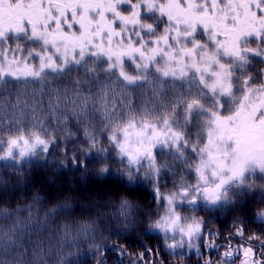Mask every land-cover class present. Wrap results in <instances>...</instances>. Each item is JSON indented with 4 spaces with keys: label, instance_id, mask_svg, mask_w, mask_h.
I'll list each match as a JSON object with an SVG mask.
<instances>
[{
    "label": "trees",
    "instance_id": "16d2710c",
    "mask_svg": "<svg viewBox=\"0 0 264 264\" xmlns=\"http://www.w3.org/2000/svg\"><path fill=\"white\" fill-rule=\"evenodd\" d=\"M152 1L153 7L149 8L144 0H132L133 3L139 4L140 23L124 24L117 19L114 12L103 11L108 7L109 0H15V4H11V0H0V30L14 28L25 20L34 23L43 21L40 23L41 28L48 24V27L60 36L61 27L64 25V17L61 15L63 11L85 29L83 33L80 30L75 32L69 30L66 34L69 41L74 36L82 37V43L87 45L88 38H91L94 44L104 43L106 46L119 47L116 49L117 54L128 49L129 37L136 44L141 38L146 40L148 46L143 48L146 53L151 46V38L164 35L166 28L169 30L171 46L176 49L172 53L175 57L181 56V49L185 46L191 47L193 40L203 39L208 43L207 37L211 34V28L209 33L205 34L200 24H196V33L192 36L182 35L190 32L191 28L181 24L179 26L181 34L176 35V39L173 40L172 29L176 25L158 11L160 4L165 0ZM181 3L183 4L184 0H181ZM192 3H197L199 7L188 11L173 7L169 10L170 14L177 19L191 22V13H202L205 6L211 11V5L207 4V0H192ZM114 7L122 14L133 11L127 0L114 3ZM233 7L237 13L243 15L240 0L233 3L221 0V4L217 6L218 10L216 9L215 20L219 22L221 15L225 13L228 16L234 15L231 10ZM69 8L74 9L75 17ZM184 9H187V5H184ZM102 11L106 19L101 18ZM54 17H59V25H56ZM109 22H114L113 27L121 30L124 43L120 42L121 37L115 36L114 32L111 33L112 40L109 43ZM233 23L235 22L232 20L228 21L229 25ZM148 24L153 25V28L147 29L145 25ZM218 27L223 29L220 23ZM138 31L142 34L141 37L136 36ZM92 33H100V38ZM124 33L128 35L124 36ZM8 36L10 42L0 45V48L8 49L10 60L19 53L23 54L27 61L40 54L36 48L39 41L30 38V33L9 31ZM176 41H179V47ZM256 43L254 38L246 37L241 41V46L255 47ZM157 48L169 51L162 41H158ZM201 51L203 53L205 49L197 48L196 55L201 54ZM216 54L225 65L229 64L228 56H223L222 51ZM243 55L246 60L238 59L234 62L232 69L234 80L238 81L236 85L239 86L240 81L251 75L253 82L249 87L255 91L264 86V78H261L264 60L251 53ZM158 57L166 60V63L173 61L167 60L164 53L155 58ZM186 57L189 56L185 55L184 59ZM84 64L89 69L95 68L97 73L103 72L101 65L94 66L92 60H86ZM21 80H17V83ZM105 80L106 77H103L94 82L84 83V73L77 71L72 65L63 73L46 69L39 79L34 78L31 87L27 80L23 81V87L30 95L33 93L39 98L41 91H44V105L43 107L35 105L37 109L35 112H28L26 116L20 115V120L23 119L21 123L24 125L15 124L13 127L5 128L0 132V138L10 141L20 138L34 140L35 137H40L46 141H54V144L47 153L41 147H37L35 154L30 153L21 158L18 150L14 149L11 157L0 160V237L11 233L9 240L14 244L7 259L14 262L26 252L25 264H97V252L107 249L106 264H208L209 259L211 264H242L243 258L238 251L241 247L248 246L255 248V255L259 257L261 255L259 240H249V237L264 236V223L255 218L257 210L264 208V205H261L264 202V191L259 190L264 185L262 175L246 174L244 180L239 182L244 186L236 182L232 187L226 188L222 194L223 202L212 206L211 210L210 202L202 195L197 196L200 199L199 203L198 200L194 204L174 201V207L177 204L175 210H179L182 221L199 222L204 229L202 234L193 236L190 243L179 236L177 230L171 232L165 228L161 230L155 227L157 223L163 224L165 213L162 206L153 200V190L159 187L162 193L170 194L169 191H178L179 185L185 186L180 177L188 168H192L191 164H194L195 159L191 156L201 157L199 150L196 153L192 152V146L196 145L198 149L205 146L202 137L206 138L208 125L206 117L201 114L204 109L200 107L196 109L193 112L195 116L192 114L190 122H186L187 111L185 109L184 115V111L180 109L185 104H181L175 111H172L173 107L169 104L163 115L170 120L173 130L182 133L184 140L190 141V144L185 147L184 140H180L174 146L172 140L167 139L166 146L165 143H158L154 150L157 165L166 164L167 168L160 167L156 172L150 168L151 162L142 160L144 162L131 168L133 181L130 182L126 158L119 155V149L111 138L115 133L119 137V143L124 141V130H119V127L132 123V119L138 115L142 116L138 109H141L140 106L144 102L142 103L137 94L134 95L133 101L127 97V101L133 103L127 108V112L121 114L119 120L121 123L108 121L103 117L99 107L95 108L97 103L94 100L96 91L100 90ZM7 83L8 81L5 85ZM133 86L143 91L141 84ZM75 87H79L84 93L88 91L92 97L91 103L83 105L82 97L79 98L80 103L72 105V110L66 105L68 112L80 113L82 109H88L87 115L81 117L82 122L76 116L69 118L67 114L58 115V120L57 117L49 120L50 107L56 103L53 93L63 95L66 90L73 92ZM6 88L10 91L18 90L17 85ZM156 92L158 95L165 93L164 90ZM29 107H32L31 100ZM181 113L184 115L182 121L179 119ZM178 114L181 115L178 117ZM31 120L33 123L35 121L43 123L29 125ZM252 129L256 131V135L261 136L262 132L264 133V127L249 128L247 121H242L239 130L244 136L243 142L250 141L251 135L247 133L252 132ZM86 133L95 137V147ZM7 148L8 144L5 143L4 152ZM98 149L107 150V158ZM179 154L190 155V161L187 159L189 161L187 164L182 163L184 169L181 172H175L178 169L177 166L175 168L174 162L179 159ZM73 157L76 163L73 162ZM122 159L124 163H121ZM102 167H107L108 172L102 173L100 171ZM98 185L103 188L100 190L103 191L104 199L97 201L84 199L86 196L82 195L90 191V188L98 189ZM126 187L138 188L139 191L128 193L124 190ZM121 197L138 205L128 218L113 215L119 211ZM109 201L115 203L110 204ZM64 204H71L72 208H61L52 212L53 208ZM164 205L169 207L166 201ZM250 205L255 207L249 208ZM14 225L16 227L13 232ZM241 226L246 229L243 238L235 235L236 229ZM207 229L210 241L205 244L204 233ZM230 250L231 257L226 254ZM210 254L213 255L211 258ZM101 255H104V252H101Z\"/></svg>",
    "mask_w": 264,
    "mask_h": 264
},
{
    "label": "snow or ice",
    "instance_id": "6c2138e0",
    "mask_svg": "<svg viewBox=\"0 0 264 264\" xmlns=\"http://www.w3.org/2000/svg\"><path fill=\"white\" fill-rule=\"evenodd\" d=\"M121 0H109L108 7L103 9V11L114 12L117 19L122 21L124 24H139V4L133 3L132 0H127L131 5L133 11L122 14L117 11L114 7V3H119ZM148 4L149 8L153 7L152 0H144ZM234 0H229V3H233ZM11 4H15V0H11ZM207 4L211 5V11L207 6L204 7L202 13H191L192 20L189 22L186 19H177L176 16L170 14V9L175 7L176 9H183L188 11L197 5L192 3V0H165L164 3L160 4L158 11L164 15L169 21L176 25L172 29V39H176V35L181 34L179 31V26L184 24L191 28L190 32L182 33L184 36H192L196 33V24H200L203 32L205 34L209 33L211 28V34L208 35V43H205L203 39L196 40L193 42L191 47L185 46L181 49V56L175 57L172 55L176 49L172 48L169 41V30L166 28L164 30V35L160 37L151 38V46L149 47V53H145L143 48L148 46L147 41L141 38L139 43L136 44L128 38V49L121 52L120 54H114L111 50L106 51L103 44H94L91 38H88V44L82 43V37L74 36L71 41L66 38V34L69 30L75 32L80 30L82 33L85 31L84 26L76 21L74 18L70 19L63 11L61 15L64 17V25L61 27V35L57 36L52 29L48 27V24H44V27H40V23H34L31 20L22 21L20 25H17L11 29L0 30V45L9 43V31L13 33H30V38L36 39L45 46V52H48V46L54 50L55 55H47V63L44 62L45 56H39V67L38 69L34 66L29 65L27 58L23 64L18 65L17 60H9L8 49L0 48V132L5 128L13 127L16 124L17 115L26 116L28 112H35L37 109L35 105H44V91H41L40 97L37 98L34 94L30 95L27 91L22 93H13L5 87V83L9 77L13 79H18L21 77H33L39 79L41 73L45 69H51L53 72L63 73L69 69L70 66L74 65L77 71H82L84 73V83L94 82L95 80L107 77L111 80L112 76L119 75L123 80L132 81V77L125 75L123 71L124 59L127 57L136 68H141V64L137 62L133 54H138L142 60L143 68L149 66V61H154L155 57L160 53H164L167 60H177V65L175 68L172 65H167L164 69H157L162 73L164 77L174 76L177 78L186 77L188 75L185 65L191 67L197 73V79L200 84V89L203 95L208 96L211 99L213 96L217 95V89H219L218 99L214 100V108L211 111L212 121L209 124V131L206 138L202 137L205 146L198 149L196 145L192 146V152L196 153L198 150L201 153L202 165L196 169L198 175V181L194 185L190 186H178V191H173L170 194H164L160 191L159 187L154 188V199L157 205H161L165 201L168 204L169 216H166L165 224L157 223L156 228L167 227L168 230H172L174 227H180L181 216L176 212L174 207L175 202H188L196 203L197 196L202 195L204 199L208 200L210 203H216L220 199V189L221 187L228 183L232 179H239L245 170V163L251 162L255 163L262 171H264V156L259 159L254 158L249 155L247 157H242L240 150L236 147L237 141L233 136L228 134L227 125L235 127L234 117L237 112H243L246 109H250L252 122L264 127V86L257 88L255 91L259 93L256 98V102L250 105L234 101V103H239V107L231 110V115H226L230 110L227 108L229 100L235 95L236 92L243 93V99L247 100V94L250 91V85L252 84V76L249 75L240 81L239 86H237L233 80L234 73L228 71L227 69L231 65H225L217 56L218 51H222L223 56H232L236 59L246 60L243 53H251L252 55L260 57L264 60V0H240L241 7L243 8V15L241 16L237 13V10L233 7L231 10L235 13L232 16H228L226 13L221 15V20L217 22L215 20L216 7L221 4V0H207ZM184 5H187V9H184ZM93 10H95L93 8ZM72 12L73 17H75V12L73 8H69ZM103 11L101 12V18L106 19L103 16ZM86 14V13H84ZM82 14V15H84ZM56 25L60 24L59 17H54ZM232 20L235 23L232 25L228 24V21ZM51 23V21H49ZM218 23L223 25V29L218 27ZM114 22H109L108 31L110 33L108 37L109 43H111L112 35L114 32L115 36L121 37V32L119 29L113 27ZM147 29H152L153 25H145ZM92 35L100 38V33H92ZM124 33V36H127ZM137 37H141L142 34L138 31L136 33ZM254 38L256 43L255 47L251 46H241V41L244 38ZM158 41H162L163 44L169 49L165 52L164 48H157ZM121 43H124V38L121 37ZM177 47H179V41H176ZM61 45L67 50V55H61ZM95 47L96 51L91 53V56H97L98 54H103L106 59L99 61L98 63H105L107 68L105 71L97 73L96 69H89L85 66L84 62L88 59L86 55L87 48ZM203 47L205 51L201 53L200 59H207L208 63H197L196 49ZM15 50V49H14ZM79 52V58H76L75 53ZM31 55V54H30ZM187 55L191 57L190 61H185L184 56ZM215 64L221 71H213L212 65ZM17 65V66H13ZM201 70L205 75H200ZM208 76L214 77L211 83H206ZM261 78H264V72L261 73ZM82 94V89L75 87L74 91L69 94L65 92L63 95L60 93L56 94V103L51 105L49 110V120L58 115L67 114L69 118L76 116L78 120L82 119V116L87 115L88 109H82L80 113L75 111L68 112L65 102L71 100L73 105L80 103V96ZM51 99V97H49ZM92 99L91 96L84 97L83 102L88 104ZM29 100L32 101V107H29ZM103 102L106 104V95L103 98ZM184 104V101L180 102ZM201 101L198 99H191L186 102V111L188 118L186 122H190L193 109L199 108ZM178 107V106H176ZM219 109L217 112L216 109ZM175 111V109H174ZM224 117V120H221ZM226 121V123H225ZM35 124H41V121H35ZM129 129L131 131H129ZM89 139L93 141V147H95V137L86 133ZM70 138V137H68ZM112 142L116 144L119 149V155L122 158H126L128 165L127 171L129 172L128 180L133 181V175L131 173V168L134 165L140 164V162L147 157L151 162L150 168L156 172L159 171L160 167H166L165 165H157L156 157L154 155V148L158 143H165L166 139L172 140L175 146L176 142L184 140L182 133L173 130L171 122L169 119H165L161 125H157L154 122L141 121L139 126L135 122L129 125L128 129L124 130V141L119 143V137L113 133ZM22 141V146H21ZM8 144L7 151L4 152V145ZM54 141H46L40 137H35L34 140L20 138L12 139L10 141H5L0 138V160L4 158L11 157L13 155V150L17 149L18 154L21 158L28 154H35L37 147H41L42 150L47 153L53 146ZM185 147L190 144V141L184 140ZM104 153L105 158H107V150L98 149ZM73 162L76 163L75 157H73ZM124 159L121 163H124ZM229 162L230 166H229ZM210 171L212 177H219V183L214 185L200 187V184L208 185V175L207 172ZM227 170L229 175L227 178L223 177V171ZM102 173L108 172L107 167H102L100 169ZM125 192L132 193L134 191H139V189H133L131 187H126ZM38 199V197H34ZM110 204L115 202L109 201ZM138 207L134 205L130 200L125 197H121L119 204V211L113 215H120L128 218L132 211ZM71 209V204L58 205L52 209L55 212L58 209ZM7 218V217H5ZM255 218L264 223V208L257 210ZM15 225L13 226V232L15 231ZM188 231L185 235H189L193 232H201V224L199 222L187 223L186 225ZM87 230V226L86 229ZM181 232H184V228H180ZM205 236L208 233H204ZM235 235L237 237L243 238L246 235V229L241 226L236 229ZM8 236L0 237V264H25L24 257L27 253H22L16 261H10L7 259V255L11 252L14 244L10 242ZM259 240L261 255L258 257L255 255V248L241 247L238 254L243 258V264H264V236L256 237L251 236L249 240ZM22 246V245H21ZM104 252V255H101ZM107 249H102L97 252L98 261L97 264H106L105 255H107ZM121 254L122 250H121ZM229 257L232 256V251L230 250L226 253ZM208 264H211L209 259Z\"/></svg>",
    "mask_w": 264,
    "mask_h": 264
},
{
    "label": "rangeland",
    "instance_id": "374dc122",
    "mask_svg": "<svg viewBox=\"0 0 264 264\" xmlns=\"http://www.w3.org/2000/svg\"><path fill=\"white\" fill-rule=\"evenodd\" d=\"M216 9L218 10L217 7H216ZM42 19H44V18L42 17ZM194 41L195 40H193L191 44H193ZM102 44H103L106 51L111 50L114 54H117L116 49H119V47L106 46L104 43H102ZM36 48H38V52L40 54L38 56H34L31 61H27V62L29 65H32V66H34V68L38 69V67H39L38 57L39 56H45L44 62L47 63V55L48 54L55 55V52L51 48V45H49L48 46V52L46 53L45 52V46L41 42L37 43ZM94 51H96L95 47L87 48V52H86V55L88 56L87 60H92L94 62V66H98V64L101 65V67H102L101 70L105 71L107 68V65L105 63H98V62L106 59V57H104L103 54H98L97 56H91V53ZM146 53L151 54V53H149V51H147ZM201 53H202V51H201ZM67 54H68L67 50L61 45V55L66 56ZM75 55H76V58H79V52L78 51L75 53ZM200 55L201 54L196 55L197 56L196 62L197 63H208V60H205V59L201 60ZM133 57L137 62H139L141 64V68L137 69L136 65L133 64L130 60H128V58L126 56L123 57V59H124L123 71H124L125 75L133 78L131 82L123 80V78L119 77V75L117 74V75L112 76L111 80H109L106 77V80L101 85L100 90L96 91V97L94 98V100H96L97 104L95 105V108L99 107V110L102 113L103 117L107 118L108 121H113L116 124H120L121 122L119 120L121 118V114L124 112H127L128 111L127 108L130 107L131 104L133 103V102L132 103L128 102L127 97H130V100L133 101L134 95L137 94L139 96V98L142 99V103L143 102L144 103H143V105L141 104V106H140L141 109H138V111L141 112L142 116L138 115V116L134 117L132 119L133 122H135L137 124V126H139L141 121H149V122H154L157 125H161L162 122L165 119H167L166 116L163 115V112L168 107L169 104L173 107L172 111H174V109H177L179 106H181V103H180L181 101H184L185 102L184 104L186 105V102L188 100L198 99L201 101L200 108L204 109L201 114H203L206 117V124L208 125L207 131H209V124L213 119V117L211 116V111L214 108V100L218 99L219 89H217V95L213 96L211 99H209L208 96L203 95V93L201 92L200 84H199V81L197 79V73L191 67H187V65H185L186 71L188 73V75L186 77L177 78V77H174L171 75L168 77H164L162 75V73L160 71H158L157 69L162 70L169 64L175 68V66L177 65V60H173L171 62L166 63V60L164 61L163 59L160 58L161 59V61H160V59L158 57V58H155L154 61H149L148 62L149 66L145 69V68H143L144 61L142 60V58L138 54L133 55ZM13 58H14V60H17L18 65L23 64L25 62V57L21 53H19V55H17V57H12L11 60ZM184 60L187 62V61H190L191 58L186 57ZM236 60H238V59H236L234 57L232 58V56L227 57V62H229L228 65H231V67L227 69L228 71L232 72V69H234L233 65H234V62H236ZM13 66L15 67L17 65H13ZM212 70L213 71H221L215 64L212 65ZM200 75H205L202 70L200 72ZM19 79L20 80L21 79L27 80L26 82L29 83V87L32 86V82L34 80L33 77H27V78L21 77L18 79H13V78L9 77L7 80L8 83L5 85V87H7V86L14 87V85H17L18 90L15 91V89H11V91L13 93H22L23 91H25V89L23 87V81H25V80H21L20 82L17 83V80H19ZM213 80H214V77L208 76L206 79V83H211ZM233 80H234V77H233ZM234 82L236 84V82H238V81L234 80ZM135 84H141V86L143 87V91H141V89L140 90L135 89V87L133 86ZM162 90H164V92H165L164 95L163 94L158 95V93L156 91H162ZM65 92H68L69 94L72 93L69 90H66ZM53 95L56 97V93H53ZM105 95H106V99H107L106 104L103 102V98H105ZM243 96H244L243 93H240V92L235 93V95L232 97V99L229 100L227 107L230 111L227 112L226 115H231V110H234L235 108L239 107V103H234V101H239V102L250 105V104L256 102V98L259 96V93L256 91L250 90L247 94V100H244ZM81 97L83 100H84V97H89V92L86 91L84 93L82 91L80 98ZM83 100H82V105L84 104ZM91 102H92V100H90L89 103H91ZM65 104L68 105L70 110H72L71 106L73 105V103L71 100L66 101ZM185 105L183 106V108H180L181 110L184 111V115H185V109H186ZM176 106H178V107H176ZM196 109H198V108H194L193 112H195ZM209 109H210V112H208ZM121 110H124V111H121ZM216 111L218 112L219 109L217 108ZM181 114H178V117ZM184 115L182 114V116L179 117V119L181 121L184 119L183 118ZM193 115L195 116V113ZM174 117H176V114ZM20 119H21V116L18 114L17 119H16V124L19 126L24 125L21 123V121L23 119L22 120H20ZM208 119H209V122H208ZM221 120H224V117H221ZM234 120H235V127H233L231 125H227V132H228V134L233 136L234 139L237 141L236 147L240 150L241 156L247 157V156L251 155L256 159H259L262 156H264V133L262 132L261 136H259V135H256V133H255L256 131L252 129V132L247 133V134L251 135L250 141L246 140L245 142H243L244 136L242 135V131L239 130L240 124L242 123L243 120L247 121L249 128L252 127L254 129H256L260 126V125L252 122L250 109H246L243 112H237L236 116L234 117ZM225 123H226V121H225ZM28 124L33 125L34 124L33 120L29 121ZM130 124L131 123H126L123 126H120L119 130L128 129ZM129 131H131V130L129 129ZM246 131H247V129H246ZM247 134H245V135H247ZM121 143H123V141H121ZM21 145H22V141H21ZM154 150H155V148H154ZM178 158L181 161L182 160H184V161L180 162L179 159H176L177 162L176 163L174 162V164H175V168L177 166L178 170H176L175 172H181L184 169L183 166H181V165H183L182 163L187 164L190 161V155L179 154ZM191 158H194L195 162H194V164H191L192 168L187 169L188 175H187V172H183V176L180 177V181H183L185 183V186H190V185H194L197 183L198 175H197L196 169L198 167H200L203 163L200 156L199 157L191 156ZM143 160L146 161L148 159H147V157H145ZM144 161H141V162H144ZM148 162H150V161L148 160ZM230 163L231 162H229V166H230ZM164 165L166 166L164 168H167V165L166 164H164ZM210 171L211 170H209L207 172L209 184L208 185L200 184L201 188H203L205 186H210V185H214L216 183H219V177H212L210 174ZM251 173L255 174V175L264 176V171H262L255 163H251V162L245 163V170H244L243 174L240 176L239 179L234 178L221 187L220 193H219L220 199L216 203H210V210H211L212 206L214 207L216 205L221 204V202H223L222 194L226 188L232 187L233 184L236 182L239 185L244 186L243 183H239V182H241V179L243 180L246 177V174H251ZM222 175L224 178H227L229 175V172L227 170H224ZM260 178H262V177H260ZM262 179H264V177ZM260 183H262V180ZM225 185H227V186L223 189V191H221ZM100 186L101 185L97 186L98 189L90 188V191H88L85 195H82L84 197L86 196V198H84V199H91V201H95V200L97 201L99 199H104L105 196H102L103 191L100 190L103 188H101ZM259 190L264 191V185H262V187H260ZM171 192H173V191H169V193H171ZM165 194H167V193H165ZM153 200H154V198H153ZM197 200H198L197 203H199L200 199L197 198ZM206 201L208 202V200H206ZM261 205H264V202H262ZM161 206H162L163 211L165 213L164 218L166 216H169L168 208L164 205V203H162ZM176 206H177V204H175V207ZM251 207H255V205L254 206L250 205L249 208H251ZM176 212L179 213V215H180V212L178 209L176 210ZM163 221H164L163 224H165L166 223L165 219ZM187 223H189V222H184L181 219L180 227H174L172 230H168V228L165 227V229L167 231H171V232H174L175 230H177L180 233L179 236L184 237V238H190L193 235L203 233L204 229L201 225V232H193L189 235H185L184 233L188 231V229L186 227ZM180 228H184V232H181ZM211 256H213V255L210 254V258H211ZM242 264H243V262H242ZM249 264H252V261L249 262Z\"/></svg>",
    "mask_w": 264,
    "mask_h": 264
},
{
    "label": "flooded vegetation",
    "instance_id": "af4514ba",
    "mask_svg": "<svg viewBox=\"0 0 264 264\" xmlns=\"http://www.w3.org/2000/svg\"><path fill=\"white\" fill-rule=\"evenodd\" d=\"M194 1H196V0H194ZM224 1H226L227 3H229V0H224ZM234 1H235V0H234ZM193 4L197 5V3H193ZM198 7H199V6L197 5L196 8H198ZM209 7H210V6H209ZM208 232H209V229L206 230V233H208ZM193 236H195V235H193ZM193 236H191L190 238H185L186 241L190 243L191 240H192V238H193ZM204 239H205V240H204V243L207 244V243L210 241V233H208L207 236H204ZM208 251H209V250H208Z\"/></svg>",
    "mask_w": 264,
    "mask_h": 264
}]
</instances>
